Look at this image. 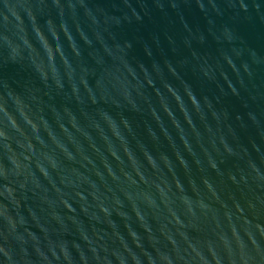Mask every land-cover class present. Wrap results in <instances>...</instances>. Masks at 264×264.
Instances as JSON below:
<instances>
[{"label":"water","instance_id":"1","mask_svg":"<svg viewBox=\"0 0 264 264\" xmlns=\"http://www.w3.org/2000/svg\"><path fill=\"white\" fill-rule=\"evenodd\" d=\"M0 264H264V0H0Z\"/></svg>","mask_w":264,"mask_h":264}]
</instances>
